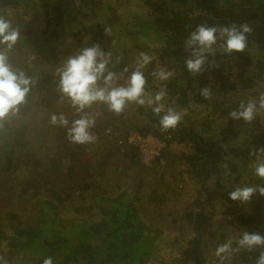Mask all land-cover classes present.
I'll return each instance as SVG.
<instances>
[{
  "label": "trees",
  "instance_id": "obj_1",
  "mask_svg": "<svg viewBox=\"0 0 264 264\" xmlns=\"http://www.w3.org/2000/svg\"><path fill=\"white\" fill-rule=\"evenodd\" d=\"M143 2L150 14L145 17L134 15L129 24H138L137 39L142 41L141 46L150 48L151 43L157 44L151 52H156L166 70L173 73L167 81L159 80L151 85V73L155 67L152 62L149 72L143 70L147 80L146 92L156 94L166 87L165 108L172 105L176 110L181 109L182 120L176 128L164 132L160 130L159 118L147 106L134 104L132 117L126 119L124 112L116 115L103 104L95 111L89 109L92 113H99L95 127L91 129L99 140L94 144L102 140L106 143L99 161V178H106L105 168L111 164L109 160L114 154L118 153L123 165L120 169L124 172L111 182L112 185L109 184V190L102 189L90 178L91 173L86 172L88 167L81 163V158L92 148H88V144L70 143L64 128H55L56 135L51 142L54 149L42 158L39 152L26 153L15 148L24 136V129L8 126L7 118L0 122V189L6 195L17 193L26 197L27 205L30 204L27 209L35 205L34 209L27 210L32 212V221L10 212L11 218L16 220L15 225L10 223L12 232L0 226V251L6 259L23 252L32 256L28 264H42L46 257H52L53 264H163L157 260L162 251L160 238L167 241L170 236L164 235V226H153L143 214L146 212L153 220L164 218L165 212L161 208L166 192L161 188L167 185L172 173L167 171L174 167L176 175L180 174L174 179L182 184L189 179L194 181L196 195L193 202L190 199L179 203L167 215L172 217L170 227H179L187 238V244L179 247V253L184 257L176 256L170 264H218L215 249L219 244L227 239H238L244 231L264 235V197L256 193L250 202L241 203L228 196V192L237 186H264V179L253 172L255 158L249 156L254 148L264 147V111L251 123L234 121L229 116L242 101L257 98L264 86V0ZM16 3L17 0H0V15L7 18L8 9L10 6L13 9ZM33 3L45 10V17L33 31L20 32L21 39L10 55L14 67L32 64L43 74V64L52 63L60 43L70 37L74 38L72 44H80L81 36H85L88 46L99 43L107 51L104 29L112 21L100 18L104 1L35 0ZM187 11L193 14L184 13ZM245 22L250 24L252 32L247 34L244 52L229 55L214 46L215 55L208 56L202 73L192 74L187 70L184 61L189 53L185 51L184 41L197 25L229 26ZM141 46L137 45L143 49ZM23 48H26L25 52L34 53L25 63L15 55ZM126 52L124 46L113 57L109 65L112 71L122 73L125 67L134 66L125 65ZM39 75L35 76L42 79V84L36 80L38 85L33 87L27 102L17 113L22 120L23 117L29 120L39 115L49 118L51 111L62 112L53 109L60 100L53 99L56 88L47 84L52 76ZM54 83L56 85V81ZM205 86L211 89V99L200 95ZM244 91L250 98L235 99L234 96L242 95ZM61 109L70 121L78 118L68 104ZM123 128L124 134L120 135ZM135 131L142 136L152 134L163 138L168 144L173 141L187 144L189 149L178 153L169 147L164 148L162 152L166 161L162 164L156 159L152 166H147L141 160L139 146L129 141V134ZM22 163L26 168L39 169L41 177L36 182L26 181L15 192L8 178L18 172ZM157 164L163 167L160 185L154 183L148 193L146 174L157 171ZM169 190L180 192L175 186ZM82 195L89 196L92 202L91 214L83 218L61 217L62 211L74 208L73 204ZM151 202L157 205L153 209L148 207ZM76 210L84 209L79 205ZM208 243L213 245L212 251L205 250ZM258 254V250L241 251L233 256L232 264H254ZM18 261L15 259L14 263L18 264Z\"/></svg>",
  "mask_w": 264,
  "mask_h": 264
},
{
  "label": "clouds",
  "instance_id": "obj_2",
  "mask_svg": "<svg viewBox=\"0 0 264 264\" xmlns=\"http://www.w3.org/2000/svg\"><path fill=\"white\" fill-rule=\"evenodd\" d=\"M251 32L252 27L247 22L229 26L197 25L184 41L185 51L189 53L184 61L187 70L192 74L202 73L208 56L215 55L214 46L229 55L233 52H244L247 47V34ZM104 34L111 35V29L106 27ZM20 39V29L14 27L4 15H0V122L20 111V106L27 102V97L36 84L33 76L11 63L10 55ZM151 61L150 55L140 52L131 71L125 67L122 73H117L109 68L112 53L105 51L99 43L79 48L74 54L64 58L53 73L57 78L56 88L60 101L66 102L78 118L70 121L63 112L51 113L50 124L64 128L66 139L72 144H92L96 142L97 136L91 129L95 127L96 117L99 115L89 111L94 104H103L109 111L120 115L128 104L135 103L151 108L159 118L161 131L167 132L176 128L182 120V113L172 105L165 108L163 101L167 96L166 87L155 95L146 92L147 80L143 70ZM124 74H127L126 78ZM172 74L164 69L151 73L160 81H167ZM121 79L123 83H120ZM200 95L211 99L210 87H203ZM262 111L264 92L259 93L257 98L242 101L229 116L234 121L251 123ZM249 156L255 158L254 175L264 179V147L254 148L249 152ZM256 193L264 197V186H237L228 192V196L232 201L248 203ZM257 250L259 254L254 264H264V235L244 231L238 239H227L219 244L215 249V256L218 258V264H232L235 254ZM0 264H5L2 257ZM42 264H53L52 257H46Z\"/></svg>",
  "mask_w": 264,
  "mask_h": 264
},
{
  "label": "rangeland",
  "instance_id": "obj_3",
  "mask_svg": "<svg viewBox=\"0 0 264 264\" xmlns=\"http://www.w3.org/2000/svg\"><path fill=\"white\" fill-rule=\"evenodd\" d=\"M34 1L35 0H30L29 2L31 3H29L28 0H17V3L13 5L15 7H13L12 9V6H10L11 8L8 9L7 19L11 21L14 27H18L20 29V32L27 31L29 33L30 30L33 31L36 27L39 26V24L41 23V19L45 17V13H46L45 10L41 9L39 5L34 6L33 5ZM102 1H104V4H102L101 9H100L101 11L100 18L102 17L103 20L111 19L112 21V23L109 26H107L108 28L111 29V35H107V39L105 40L106 44H104V47L107 48V51H110L112 53V59L113 57L117 55V53H120V51L122 50V47L126 46L127 52L124 55V59H127V58L128 59L124 61L125 65L128 64V65L135 66V60L137 56L139 55L140 52H144L152 57L151 63L155 62L154 63L155 67L153 71H159L161 69L166 70L165 66L162 65V61L158 58V54L156 52H151V50H153L157 46V44L151 43L150 46L152 47L150 48L141 46L143 45L142 41L139 42V40L137 39L138 24L134 26L129 24L130 21H132V18L134 15L140 14L141 16L145 17L150 14L149 9L145 5V2H143L144 0H102ZM110 9H113V10H110ZM35 13H36V16L33 17ZM184 13H188L189 15L190 13L193 14V12H190V11H187ZM31 17L34 18V20H32ZM81 38L82 40L80 44L78 43L72 44L71 40L74 39L73 37H70L69 40L67 39L63 41L62 43H60V46L55 52V57L52 58V63L43 64V67H45L43 74L42 72L40 73L37 72L36 71L37 68L32 66V64L29 66H26L25 64L22 65L23 69L26 72H28L29 75L33 76L38 81L39 84H42V79L41 80L38 79L40 77L39 74H41V76L43 75L44 77L47 75H51L52 76L51 80L47 81V84L52 85L54 88H56V85L54 82L57 81V78L53 75V73L56 67L59 66V63H61L63 59L66 58L67 56L74 54L79 48L88 46L86 43L88 38L85 36L84 37L81 36ZM117 39L119 41H117ZM136 42H139V43H136ZM138 44L141 47H143V49L142 48L139 49L140 47L139 48L137 47ZM25 51H26V48H23L22 52L16 51L15 53V55L23 59L24 63L30 57V55L32 56L34 54V53L32 54V52H25ZM150 64L146 66L144 71H148V72L150 71ZM134 66H131V68H129L130 71L134 68ZM35 75H38L39 77ZM152 79L153 80L151 82V85L153 84V82L154 84H157L159 81L155 77H152ZM121 81L123 82V79H121ZM35 85H38V84H35ZM56 89L53 90L55 91L53 93V99L54 97H56V99L60 100L59 93L57 94L58 91ZM247 91H250V90H247ZM260 91L264 92V86L260 88ZM46 92L50 94L48 90ZM147 93L150 95H155L153 92H150V91ZM242 93H243L242 95L234 96L235 99L237 100L241 99L243 98V96H248V98H250L249 94H247L245 91ZM163 103L166 104L165 101ZM62 104L63 106L67 105L66 102L59 101V103L56 104V106H54L53 109L55 110L58 109V111L60 110L63 113H66L64 109L63 110L61 109L63 107ZM134 104L135 103L128 104V106L123 111L125 114V119L132 117L133 110L135 109V107H133ZM99 105L101 104H94L91 108L92 111H95L97 109V106ZM50 111L51 110H49L48 112ZM177 111L181 112L182 110L180 109ZM43 112L41 113L43 114ZM52 112L53 111H51L50 114ZM46 113H44V115ZM124 114H122V116H124ZM48 117H50V115H48ZM23 118L24 119L22 120V116H19V114L10 115L7 118L8 126L16 127L18 129H24V134H23L24 136L22 137V139H20L18 144L15 146V148L19 150L22 149L26 153L27 152L28 153L39 152L38 154H40L42 158H45L46 152H50L49 151L50 149L52 150L54 149V147L51 145V142H54L52 140L54 138V135H56L55 128L57 127L52 126L49 122V118H46V117L43 118V115L35 116L29 120H27L25 117ZM112 126H108V128H111ZM135 133L136 131L133 132L132 134H129L128 136L129 140L131 137H133ZM119 134L120 135L124 134V128L121 132H119ZM0 135L2 136L1 133ZM154 138L155 139L153 143L156 142L155 150L160 151L159 155L156 156L155 160L157 159L162 164L166 161L164 159L163 152H162L164 148L169 147L170 150H175L178 153L181 150L189 149V145L187 144L178 143L177 141H173L168 144L163 138H159L156 136H154ZM87 146L88 148L91 147L93 150L89 149L87 151V154H85L81 158V160L83 161L81 163H84L88 167V170L86 172L91 173L90 178L94 179L97 183H99L102 189L106 188L107 190H109L111 188L109 184L112 185L111 182H114L116 180V177H118L119 175H122V172H124L120 169L123 165L119 159V155L118 153H116L112 157H110L109 162L111 164L106 165L105 173L107 174V176L103 180L99 178L100 173H99L98 166H99V161L103 157L102 156L104 153L103 147L106 146V143L104 140H102L99 143H96V144L93 143V145L88 144ZM157 167L159 168L157 169V171L153 173L150 172V174L149 173L146 174L148 182H146L145 187L148 193L149 191H151V188L154 183L158 182L159 183L158 185H160L159 177L163 170V167H161L160 164H157ZM18 169L19 170L15 175L10 177V179L8 178V180L10 181V186H13V189L15 192L19 191L18 189L22 187L23 183H25L26 181L36 182L40 180L41 175L38 172L39 169L37 170L36 168H33V167L26 168L25 165H23V163ZM170 170L172 173L171 175L169 174L170 176L168 175L169 177L167 180V185H162V188H161V191L166 192L165 193L166 195H164L165 202L161 208V211L165 212L163 215L165 219L157 218L153 220L151 215L146 214V212H144L143 214V216L148 220L149 223L153 224V226L155 227L164 226L165 227L164 235L170 236V238H167V241H165L162 237L160 238L162 251H161V254L158 255L157 260L160 259L161 263L163 264H170V261L174 259V257L182 255L179 253V247L180 245L185 246L187 244L186 234L184 233L182 234V232H180L179 227L173 226V229H172V227H170V221L172 217L171 216L168 217L167 215L170 212V210L172 208L175 209L176 206L179 205V203L185 202L190 199H191V202H193L194 200L193 196L196 195L195 193L196 185L194 181L188 178L189 181L184 182L183 184L181 182H177L174 179V177L177 175L180 176L179 172L176 175V168L174 167L172 169H169L167 173H170ZM108 178H109V181H107ZM172 186H175L176 190L180 192H173L169 190L170 187ZM182 188L183 190H181ZM5 195H6V192L3 193L0 189V226H4L11 233L13 228L10 223H13L15 225L16 220L11 218V216L9 215L10 212L19 213L23 217V220L25 219V217H27L29 221H32V212L30 211L28 212L27 210L34 209L35 205L32 208L27 209L30 204L27 205L28 199H26V197L24 196L20 197L19 195H17V193H8L6 196ZM84 195L79 197L77 201L75 202V204H73L74 208H69V209L67 208L66 210H63L61 213V217L66 218V219H72V218H83L86 215L89 216L91 214V212H89V209H90V205L92 204V202L89 196H84ZM151 203L148 206L149 208L152 207L151 209H153L154 207L157 206L153 202ZM79 205H81V207L84 209L83 211L76 210ZM176 236H179L178 239H175ZM207 249L208 251H212L213 245L208 243L207 246L205 247V250ZM2 252L3 251H0V257L3 258L5 264H15L14 263L15 259L20 260V262L18 261L19 262L18 264H28L29 261H31V257H32V256H29V254H24L23 252H19V253L17 252V254L12 255V257H10L9 259H6L4 257L5 256L4 253L2 254ZM180 257H184V256L182 255ZM71 264H78V263L72 262Z\"/></svg>",
  "mask_w": 264,
  "mask_h": 264
},
{
  "label": "built area",
  "instance_id": "obj_4",
  "mask_svg": "<svg viewBox=\"0 0 264 264\" xmlns=\"http://www.w3.org/2000/svg\"><path fill=\"white\" fill-rule=\"evenodd\" d=\"M154 139L153 135L142 136L139 133H135L129 140L139 146L141 160L147 166H151L156 156L160 153L159 150H155L156 142L153 143Z\"/></svg>",
  "mask_w": 264,
  "mask_h": 264
}]
</instances>
